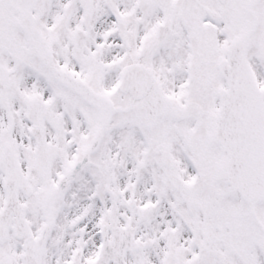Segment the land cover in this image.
Instances as JSON below:
<instances>
[{
    "label": "snow or ice",
    "instance_id": "snow-or-ice-1",
    "mask_svg": "<svg viewBox=\"0 0 264 264\" xmlns=\"http://www.w3.org/2000/svg\"><path fill=\"white\" fill-rule=\"evenodd\" d=\"M0 264H264V0H0Z\"/></svg>",
    "mask_w": 264,
    "mask_h": 264
}]
</instances>
